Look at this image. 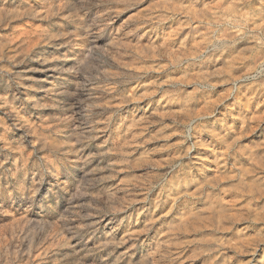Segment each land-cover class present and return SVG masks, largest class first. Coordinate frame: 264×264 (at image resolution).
<instances>
[{
    "label": "rangeland",
    "instance_id": "374dc122",
    "mask_svg": "<svg viewBox=\"0 0 264 264\" xmlns=\"http://www.w3.org/2000/svg\"><path fill=\"white\" fill-rule=\"evenodd\" d=\"M0 264H264V0H0Z\"/></svg>",
    "mask_w": 264,
    "mask_h": 264
}]
</instances>
